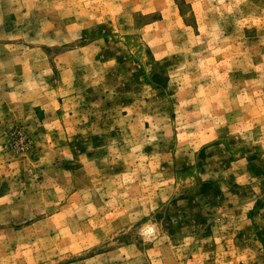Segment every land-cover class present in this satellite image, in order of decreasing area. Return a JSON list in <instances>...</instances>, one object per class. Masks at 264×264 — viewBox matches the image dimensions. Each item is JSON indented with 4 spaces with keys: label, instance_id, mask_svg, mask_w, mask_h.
<instances>
[{
    "label": "rangeland",
    "instance_id": "rangeland-1",
    "mask_svg": "<svg viewBox=\"0 0 264 264\" xmlns=\"http://www.w3.org/2000/svg\"><path fill=\"white\" fill-rule=\"evenodd\" d=\"M0 264H264V0H0Z\"/></svg>",
    "mask_w": 264,
    "mask_h": 264
}]
</instances>
